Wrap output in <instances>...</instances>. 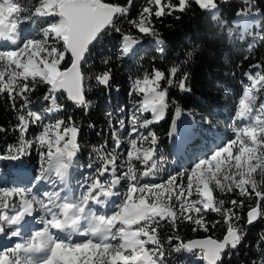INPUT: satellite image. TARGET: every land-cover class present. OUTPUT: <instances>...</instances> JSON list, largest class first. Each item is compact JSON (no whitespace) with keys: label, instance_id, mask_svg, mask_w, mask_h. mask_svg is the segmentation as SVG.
Wrapping results in <instances>:
<instances>
[{"label":"snow or ice","instance_id":"1","mask_svg":"<svg viewBox=\"0 0 264 264\" xmlns=\"http://www.w3.org/2000/svg\"><path fill=\"white\" fill-rule=\"evenodd\" d=\"M227 2L220 0V3ZM192 3L209 13L213 20L219 18L217 0H178L176 3L146 0L137 17L127 23L140 34L156 38L158 51L163 53L165 41L159 38L153 15L160 18L173 11L183 13ZM242 3L247 8L239 10L237 16L256 15L253 11L256 0H242ZM132 4L133 0H127L123 6L104 0H35L26 7L22 0H0V95L6 93L11 107L17 111L18 123L14 130L19 132L17 144L9 146L7 154L0 153V159L22 163L23 157L30 154L33 147L37 148L40 166L37 179L47 180L52 186L51 191L42 194H37L32 187H0V237L8 240L21 237L27 218L34 217L36 212L42 213L39 223L43 225L30 238L12 247L0 248V264H169V258L174 260V254L181 252L197 256L205 264H223L225 254L230 259L244 240L245 225L264 218V103L257 107L258 97L254 94L259 86H264L261 72L255 76L245 73L251 84L244 85L236 105L231 125L234 138L199 158L190 169L171 173L160 183L143 182L145 178L163 173L169 156L160 151L155 132L144 134L139 130L149 129L163 118L169 107V88L178 86L180 92H191L187 72L176 80L185 61L170 67L167 77L163 71L153 68L142 80L132 81L128 95L143 96L134 100L129 109L127 123L131 128L126 159L121 160L119 156L124 143L120 131L113 129L115 147L111 151L93 149L98 163L87 164L90 171L80 185L84 191L79 197L71 194L69 182L80 152V127L71 116L67 122L62 119L54 124L43 122L46 115L64 110V105L58 103L61 91L77 106L90 107L85 85L91 77H86L83 69L93 48L106 39H115L113 33L120 36L122 56L141 43L117 23L120 17L127 16ZM197 50L198 47L188 52L187 59L191 60ZM68 54L71 64L65 67ZM110 62L111 56L101 61L104 69L94 74L97 85L109 87L113 72L108 67ZM165 79L167 87L162 88L161 81ZM39 85L48 89L42 100L50 101V107L42 111L33 109L28 95ZM229 91L225 88L226 95ZM18 100L22 101L19 109ZM173 103L176 104V117L183 114L191 118L188 127L181 132L184 141L175 145V150L180 152L184 142L194 135L196 113H182L179 103L175 100ZM124 110L121 106L119 112ZM148 112L152 114L150 119L144 118ZM108 115L111 117V112ZM238 121L246 123L241 128L237 126ZM117 123L119 130H125L124 118ZM205 123L210 125L211 120L205 118ZM30 126H42L33 139H27L26 135ZM109 127L112 128V119H109ZM0 131L4 129L0 127ZM179 131L174 119L169 136L174 137ZM118 161L121 170L127 166L126 171L118 170ZM133 161L143 165L144 170L138 173ZM125 180L126 190L118 191ZM58 185L63 187L56 190ZM216 190L235 193L239 199L230 200L231 207H225L226 201L214 195ZM193 196L196 198L192 199ZM10 197H18L19 202ZM114 197L119 198V203L109 215L104 210ZM244 198L254 203L241 224L236 209L245 206ZM210 211L221 214L227 222L223 238L185 242L178 234L179 222L194 224L193 231H207L210 222L205 215ZM162 222L169 223L173 229V235L167 237V247L159 231ZM75 234L87 239L74 242L72 236ZM260 241L264 244V235ZM258 256L252 264H264V247Z\"/></svg>","mask_w":264,"mask_h":264},{"label":"trees","instance_id":"2","mask_svg":"<svg viewBox=\"0 0 264 264\" xmlns=\"http://www.w3.org/2000/svg\"><path fill=\"white\" fill-rule=\"evenodd\" d=\"M104 1L122 6L127 3V0ZM22 2L28 7L34 4L35 0H22ZM176 2L178 0H173V3ZM217 2L220 12L219 18L216 20H213L209 13L201 10L195 3L190 4L189 9L183 13L173 11L171 15L160 18L153 15V25L159 33V38L165 41L163 45L164 52L161 53L158 51V46L153 37L140 34L137 29L132 28L127 23L129 19L137 17L146 5V0H133L127 16L120 17L117 23L125 32L130 31L133 36L138 37L141 43L137 45L133 52L122 56L120 36L113 33L112 36L115 39H106L102 44L93 48L83 69L84 75L91 77L85 85V95L86 99L90 101V107L77 106L75 103L69 102L65 93L61 92L58 94V103L64 105V110L55 113L56 118L65 122L71 116L74 123L80 127L78 137L80 152L77 155V162L71 170L70 176V181L74 187L77 188V185L81 183L79 180H84L85 174L90 171L87 164L89 162L98 163L96 154L93 152L94 148L111 151L115 147L111 135L112 130H118L117 121L120 118H124L125 123L127 122L132 102L141 99V95L133 97L128 95L130 85L136 78L142 80L145 73L151 74L153 68L163 71L167 77L170 67L185 61L181 64V70L177 74L176 80L178 81L187 72L192 90L191 92H180L178 86L169 88V107L163 118L149 128L159 138V149L169 156V164L163 173L155 178H146L147 181L144 179L145 182L160 183L162 180H167L169 174L188 169L182 163L180 157L173 164L170 163L175 153L169 145L168 133L172 128L173 120L177 119L176 104L173 103V100L179 103L181 111L189 110L196 113L197 125L194 130L199 136L205 138L201 140V138L196 137V141L207 143L210 138L207 133L210 128L207 127L214 126L215 122L218 127L212 128L214 133L209 130V132H212L211 136L221 135L224 129L222 142L234 138V130H227V128L230 129L229 122L235 115L237 98L242 94L244 85L249 84L245 73L248 71L252 76H255L257 72L264 74V0H256V8L253 11L258 14L257 23L253 21L252 26L248 24V28H243L241 21L234 20L239 10L247 8L242 0H228L227 3H220V0H217ZM177 16L180 18L177 19ZM197 47L198 50L193 58L188 60L187 53ZM109 56H111V62L108 67H111L113 72L110 85L106 88L97 85L94 74L104 69L101 61ZM69 62L70 55L68 54V64ZM257 64L260 65L259 68L255 67ZM161 87H167V79L161 81ZM225 88L230 90L227 95L225 94ZM47 90L46 86L39 85L35 92L28 94L33 102L34 110L42 111L48 103L42 100ZM254 94L258 97V107L260 103H264V86H259ZM20 103L22 101L18 100L17 109H19ZM121 106L125 108L124 112L121 113H127V115L120 114L119 109ZM109 112H111V117L108 115ZM204 116L212 120L210 125L205 123ZM148 117L149 113H145L144 118ZM109 119H112L111 129ZM17 123V111L11 107L7 94L0 95V127L4 129V131H0V153L7 154L9 146L17 144L19 132L14 130ZM244 124L245 121L237 122V126L241 128ZM90 125H94V127H90ZM40 130L41 126H30L26 134L27 139H33ZM124 136V133H122L120 138L122 139ZM122 140L124 143L121 146L119 156L121 160H124L126 159L128 143L124 138ZM193 144L197 145L196 143ZM193 152V156L198 154L196 149H193ZM22 160L28 162L33 169H38L40 172L37 148L33 147L30 154L25 155ZM133 163L138 173L143 171V165H140L137 161H133ZM124 168L126 169L127 166L124 165L122 170L119 168L118 161V170L125 171ZM0 169L3 171V175L0 176V187L6 188L15 185L12 184L15 177L14 169L8 165L5 159H0ZM91 171H94V169ZM126 187L127 181L125 180L121 182L118 190L123 192ZM214 195L217 199L226 201L225 207H231V204L228 203L230 200L239 199L235 193H220L218 190L214 191ZM194 198L196 197L193 196L192 199ZM244 199L245 206L236 209L241 216V224H244L246 220L249 206L254 203V200ZM117 201L119 202V198H117ZM176 207L179 208V205L177 204ZM205 219L210 222L207 231L203 229L193 231L194 224L188 221H180L178 234L185 242L190 238L204 235L221 239L228 226L224 217L219 213L210 211L206 213ZM245 230L244 240L233 251L230 259L225 254L223 264H252L253 261L259 259V250L264 247V244L260 241V237L264 235V218L259 219L250 226L245 225ZM159 231L167 247V237L173 235V229L169 223L162 222ZM194 257L190 253L181 252L178 255L174 254V260L169 258V264H204V261L200 259L191 262Z\"/></svg>","mask_w":264,"mask_h":264},{"label":"rangeland","instance_id":"3","mask_svg":"<svg viewBox=\"0 0 264 264\" xmlns=\"http://www.w3.org/2000/svg\"><path fill=\"white\" fill-rule=\"evenodd\" d=\"M167 2V0H162V3H166ZM257 16H258V14L256 13V15H254V16H249V17H239V16H237V14L235 15V17H234V20H236V21H241V25H242V27L243 28H248V24L249 25H251L252 26V22L254 21L255 23H257ZM25 27H27V26H25ZM26 33H23V35H25ZM154 39H156V38H154ZM6 46V45H5ZM251 84V81H249V85ZM142 96H143V94H141V99H142ZM138 100H140V99H138ZM53 116H55V112H53V113H50V114H48V115H46L45 116V120H44V122L43 123H55L56 121H53L52 120V117ZM46 121V122H45ZM196 121V120H195ZM41 130H42V126H41ZM40 130V131H41ZM130 131V130H129ZM140 132H141V130H139ZM144 134H146V133H144ZM135 137V134L133 135V137L132 138H134ZM124 138V140L127 142V140L129 139V137H128V133H126V135L124 136V137H122V139ZM223 142H226V141H223ZM222 145V141L219 143V145H217V146H214L213 148H212V150L211 151H213V150H215V148L216 147H218V146H221ZM211 152H207L205 155H207V154H210ZM205 155H201V156H199V158H203ZM198 160V159H197ZM196 160V161H197ZM196 161H191V163H189V165H185L188 169H190V167L196 162ZM20 169L24 172L25 171V168H23V167H20ZM27 169V168H26ZM38 169H35V172H38L37 171ZM126 170H127V168H126ZM125 170V171H126ZM20 173H21V171H20ZM54 173H52V175H53ZM3 174L2 173H0V176H2ZM34 179L33 180H30L29 182H27V183H25V182H22V183H19V185H17L16 183H18L19 182V177H14L13 178V180H12V184H15V185H13V186H20V187H32L33 189H34V191L37 193V194H42L43 192H41V190H39V188H40V184L38 185V183L36 182L37 181V178H35V176L33 177ZM110 179V178H109ZM83 181L84 180H79V182H81V183H79L78 185H77V193L75 194V196L76 197H79V195H80V193L82 192V191H84V189H82L81 187H80V185L83 183ZM41 182H45L46 184H45V188H47V191H51L52 190V186H51V184L47 181V180H42ZM144 182V181H143ZM12 186V187H13ZM6 188H10V187H6ZM39 190V191H38ZM13 198H15V197H10L9 199H13ZM195 199V198H194ZM116 204H118V203H109L108 205H107V208L104 210V211H106V213L107 214H111L114 210H115V205ZM97 211L99 212V211H101L99 208H97ZM35 214H37V219L36 218H31V222H32V224H33V226L34 227H32V228H30V229H28L27 231H26V234H28L31 230H35V228L36 229H39V228H42L43 227V225L42 224H40L39 223V218H40V215H42V213H40V212H36ZM62 238H63V236H62ZM85 239H87V237H83V238H77V239H75V240H73L74 242H83ZM17 242H21V241H19L17 238H15V239H12V240H8V239H0V248H3V247H12V246H14L15 245V243H17ZM198 258H197V256H195L194 258H192L191 259V262H193V261H195V260H197ZM192 264H194V263H192Z\"/></svg>","mask_w":264,"mask_h":264},{"label":"bare ground","instance_id":"4","mask_svg":"<svg viewBox=\"0 0 264 264\" xmlns=\"http://www.w3.org/2000/svg\"><path fill=\"white\" fill-rule=\"evenodd\" d=\"M136 47V45H134L133 46V48L130 50V52H132L133 50H134V48ZM247 73H249L250 74V72H248L247 71ZM246 76V75H245ZM47 107H50V101L48 102V105H47ZM46 107V108H47ZM131 107V106H130ZM130 109V108H129ZM149 113V117H148V119H150L151 118V116H152V114L150 113V112H148ZM129 115H130V111L128 112V117H129ZM182 117V124L187 128V123H189L191 120V118L190 117H188V116H186V115H182L181 116ZM52 120L53 121H56V119H53L52 118ZM60 120V119H59ZM127 121H128V119H127ZM46 122V121H45ZM126 124V126L128 125L129 126V130H130V128H131V125L130 124H128L127 122L125 123ZM230 125H229V127H230V130L232 129V127H231V125H232V123H229ZM126 129V128H125ZM116 130V129H115ZM141 130V132H143V133H146L147 134V131H151V130H146V129H140ZM209 130L210 131H212V128H210V129H208L207 131V133H208V137H210L211 135H212V132H209ZM117 131H119V130H117ZM172 131V130H171ZM181 132H183L182 130H180L179 132H177V134L173 137V136H169V134H168V139H169V141H170V144L175 148V145L178 143V142H180V140L182 139V135H181ZM214 133V132H213ZM216 134V133H215ZM221 135L220 134H216V136H215V138H218V137H220ZM201 138V140H204L205 138H202V136H199L198 135V133H196V132H194V135H193V138ZM200 142H202L203 144H205L204 143V141H200ZM193 147H197V145H194L193 144ZM205 150V149H204ZM183 155L184 156H189V153L187 152H183ZM187 162H189V159H187V160H185V162L184 163H187ZM189 163H191V162H189ZM188 163V164H189ZM41 185L40 186V188H39V190H41V189H43V188H45V182H40V183H38V185ZM38 190V191H39ZM28 222H30V219L28 220Z\"/></svg>","mask_w":264,"mask_h":264},{"label":"water","instance_id":"5","mask_svg":"<svg viewBox=\"0 0 264 264\" xmlns=\"http://www.w3.org/2000/svg\"><path fill=\"white\" fill-rule=\"evenodd\" d=\"M105 3H111V2H106V1H104ZM70 55V54H69ZM70 64H71V58H70V62H69V64L66 66V67H68V66H70ZM105 87V86H104ZM61 92H63V91H61ZM60 92V93H61ZM63 93H65V95H66V97H67V93L66 92H63ZM69 102H71V103H74V102H72V101H69ZM78 137H79V134H78ZM226 233V232H225ZM224 233V234H225ZM224 236V235H223ZM208 238H212V239H217V238H214V237H212V236H210V235H204V236H198V237H193V238H190V239H188V240H205V239H208ZM223 238V237H222ZM221 238V239H222ZM187 240V241H188Z\"/></svg>","mask_w":264,"mask_h":264}]
</instances>
